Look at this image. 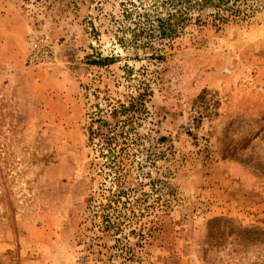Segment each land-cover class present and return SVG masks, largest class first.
Here are the masks:
<instances>
[{
  "label": "rangeland",
  "instance_id": "rangeland-1",
  "mask_svg": "<svg viewBox=\"0 0 264 264\" xmlns=\"http://www.w3.org/2000/svg\"><path fill=\"white\" fill-rule=\"evenodd\" d=\"M151 4L0 0V264H264V8L135 41Z\"/></svg>",
  "mask_w": 264,
  "mask_h": 264
},
{
  "label": "trees",
  "instance_id": "trees-1",
  "mask_svg": "<svg viewBox=\"0 0 264 264\" xmlns=\"http://www.w3.org/2000/svg\"><path fill=\"white\" fill-rule=\"evenodd\" d=\"M259 8H264V0H153L149 8H143V12H136L138 17L132 32L135 41L142 38L147 39L148 42L155 39H172L191 25L211 24L220 29L230 21H245ZM207 9H211L212 12L205 15ZM140 89L128 105L119 104L118 107L113 108L111 116L114 118L125 116L124 124L128 126L133 124L138 112L146 111L145 99L148 88L141 85ZM94 121L104 123L100 116ZM99 131L97 128L92 134L98 136ZM112 131V135L107 136V141L103 142L111 155L114 153L112 141L117 138L115 129ZM100 149H104V146L100 145ZM114 156L110 160H114Z\"/></svg>",
  "mask_w": 264,
  "mask_h": 264
}]
</instances>
